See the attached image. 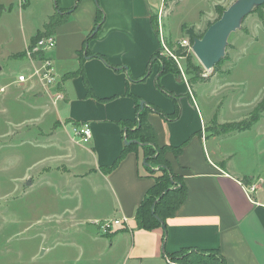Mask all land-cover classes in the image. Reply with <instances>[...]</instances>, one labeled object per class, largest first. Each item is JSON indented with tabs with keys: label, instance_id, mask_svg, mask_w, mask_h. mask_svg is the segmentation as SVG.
Wrapping results in <instances>:
<instances>
[{
	"label": "crops",
	"instance_id": "obj_1",
	"mask_svg": "<svg viewBox=\"0 0 264 264\" xmlns=\"http://www.w3.org/2000/svg\"><path fill=\"white\" fill-rule=\"evenodd\" d=\"M47 4L49 13L35 34L57 14L58 7L71 11L54 31L57 45L49 54L59 83L43 91L38 85H21L13 79L1 89L17 99L24 87L28 98L37 96L28 103V109L56 115L52 124L55 133L47 139L51 144H62L63 155L59 158L65 163L37 172L61 168L65 174L58 188L69 202L75 200V190L83 189L86 210L78 219L90 225L92 240L103 241L93 232L95 229L101 233L97 222L128 218L109 233L111 248L122 253V264H171L165 254L185 248L218 249L226 264H264V159L259 161L264 157V146L258 154L262 156L257 162L258 171L239 166L236 155L222 150L223 138L233 133L212 137L208 133L215 121L225 124L217 113L206 115L199 102L200 96L206 95L204 87L213 79L189 83L181 74L160 76L161 66L153 61L161 45L160 27L163 34L165 31L168 37L171 35L164 20L161 26L162 5L155 14L150 0H57L56 4L55 0H47ZM86 50L91 52L88 57ZM25 67L30 71L28 60ZM81 68L82 75L67 78ZM0 73L3 75L4 70ZM158 82L178 99L181 113L177 118L164 119L151 111L148 121L155 128L159 146L184 145L181 154L167 151L165 155L173 173L182 177L188 194L166 228L146 231L137 229L135 217L155 184L144 150L140 147L129 152L111 172L105 169L113 165L125 147L123 121H136L135 96L165 114L176 112L175 101L159 90ZM82 122L92 127L90 147L76 142L68 128ZM48 181L56 185L52 177L47 176L45 183ZM78 208L64 209L73 215Z\"/></svg>",
	"mask_w": 264,
	"mask_h": 264
},
{
	"label": "rangeland",
	"instance_id": "obj_2",
	"mask_svg": "<svg viewBox=\"0 0 264 264\" xmlns=\"http://www.w3.org/2000/svg\"><path fill=\"white\" fill-rule=\"evenodd\" d=\"M236 1L150 0V3L155 14L162 5L161 26L164 20L171 34L168 37L164 31L166 43L177 49L180 42L187 39L182 31L184 24L187 29L192 28L202 35L210 23L219 18L216 7L227 9ZM48 9L47 0H26L24 3L0 0V72L4 70L3 75L0 73V264H122V253L110 246L112 234L100 235L93 229L103 239L97 243L91 238L90 225L78 219L86 210L83 189L75 190V200L69 202L58 188L65 174L61 168L37 172L46 166L65 163L64 158H59L63 155L62 144L56 141L51 144L50 138L47 139L55 133L52 124L56 115L51 111L43 115L28 109V103L34 102L37 96L28 98L24 87L20 88L17 99L8 90L1 91L2 86L17 79L21 72L29 73L25 67L27 56L18 58L14 55L24 49L35 29L42 28ZM262 18L264 6L256 8L243 21L229 37L225 56L217 69L205 70L193 52L180 59L186 79L190 80L185 64L189 57L191 63L202 67L203 77L211 75L213 79L204 87L206 95L200 96L199 102L206 115L217 113L219 121L225 124L212 123L208 128L210 137L223 135L232 123L242 124L259 118L251 129L223 138L222 145L225 153L236 155L239 166L256 171L262 157L258 155L262 150L260 147L264 146ZM163 53V50L159 51L156 63L161 66L166 62L181 74L178 64ZM68 128L71 136L74 135L73 128ZM152 169L159 171L161 167L153 164ZM47 176L52 177L56 185L49 181L45 183ZM31 180L34 185L26 187V182ZM69 206H79L77 213H65L64 208Z\"/></svg>",
	"mask_w": 264,
	"mask_h": 264
},
{
	"label": "trees",
	"instance_id": "obj_3",
	"mask_svg": "<svg viewBox=\"0 0 264 264\" xmlns=\"http://www.w3.org/2000/svg\"><path fill=\"white\" fill-rule=\"evenodd\" d=\"M57 3V0H55V4ZM264 6V5H263ZM261 6V7H263ZM259 8V7H257ZM256 9V8H255ZM254 9V10H255ZM58 12L56 15H54L48 23L45 25L44 29L42 31L37 32L33 37H31L30 44L27 49H31L40 39H42L45 36L53 35L54 31L56 30L57 26L64 23V21L68 18L71 11L64 12L62 9L57 8ZM216 10L218 12V19L219 20L226 10L224 7L217 6ZM254 12V11H253ZM264 19V18H262ZM216 20V21H217ZM212 23H210L211 25ZM209 25V26H210ZM182 31L185 33L187 38L190 40L191 44H193V41L195 38H202L204 34L199 35L194 32L192 28L187 29L186 25L184 24L182 26ZM91 34L88 37V40L91 38ZM169 45V49L174 53L175 56L179 57H188V48L184 47H177V49H174V46L171 44ZM161 49L158 50V52L155 54L156 60L157 54L159 53ZM87 57L91 55V52L86 50ZM27 53H18L15 54L14 57H26ZM101 60H105L104 57L100 55H96ZM84 57V56H83ZM83 60V59H82ZM221 60L219 64L216 65L215 69H217L220 65ZM190 57L187 59L185 64L187 65V75L189 76V83H195V82H208L211 79V75L209 77H203V69L198 64L191 63ZM152 64V60H151ZM161 65V71L160 76L165 75V73H175L179 74L177 70L170 67L169 64L166 62L162 63ZM152 66V65H151ZM116 69V68H115ZM151 68L149 69L148 74H146L142 80L146 79ZM83 68H81L78 72H73V74H70L67 76V78H74V76H77L79 74H83ZM86 87L88 90V94H91L90 86L88 85V82H86ZM157 86L159 90L170 96L176 104V112L174 114H165L162 110L158 109V107L154 105L147 106L145 104L144 108L141 109V102L142 100L139 99L137 96L134 97V100L136 102V108L138 111V115L136 118V121H123L122 126L124 130V139L125 141L131 142V144H127L125 142V147L123 148L121 155L119 158L113 163L112 166L107 167L105 169V172H111L117 166L122 162V160L126 157V155L129 152L135 151L137 148H142L144 150V156L146 160V164L148 166V170L151 171V174L155 177V184L153 185V188L150 189L144 200L142 201V204L138 207V210L136 212V225L137 229L139 230H146L151 231L155 228L162 227L166 228L167 221L169 218L174 217L176 211L183 205V203L186 201L187 198V187L184 185V182L182 180V177L177 176L173 173V170L171 169V165L168 160H166V153L167 151H173L175 155H179L182 152L183 146L180 147H172V146H159L157 140H156V131L153 125H150L148 121V115L151 111H154L158 114H160L164 119H170V118H177L179 117L181 113V109L179 108V102L178 99L173 95L170 94L161 87L160 83H157ZM264 109V106H262ZM258 117L253 118L247 122H242V124H236L232 123L230 124L227 129H225V132L222 133H242V131H246L251 129L254 125L257 124ZM157 164L161 167L159 171H154L152 169V165ZM160 172V174L158 173ZM121 231V230H120ZM166 259L169 261H177L179 264H226V260H224V257L220 253L218 249L215 250H198V249H190L185 248L181 250L180 252H176L174 254L167 255L165 254ZM171 264L173 262L171 261Z\"/></svg>",
	"mask_w": 264,
	"mask_h": 264
},
{
	"label": "built area",
	"instance_id": "obj_4",
	"mask_svg": "<svg viewBox=\"0 0 264 264\" xmlns=\"http://www.w3.org/2000/svg\"><path fill=\"white\" fill-rule=\"evenodd\" d=\"M26 0H21V3H24ZM160 34V49L164 51L163 54L169 55L172 60L175 61L179 69L181 70V75L185 78L182 65L180 64V59L184 57H177L169 49L168 44L164 34L162 33V28L159 29ZM57 45L56 37L53 35L45 36L40 39L31 49H27V60L30 62V71L28 74H19L17 77V84L28 85L34 84L41 87L43 91H49L51 87L56 86L59 82L53 67V61L49 57V54L55 49ZM180 46L188 48V53L193 52L192 44L190 40L184 39L180 42ZM5 91V89H1ZM73 136L74 140L81 144H88L92 138V127L87 122H82L73 127ZM255 188H251V191H254ZM128 218L123 220H108L105 222H97L99 225L101 233L103 235H108L113 231L117 226L122 225L124 222H128ZM170 262V261H169Z\"/></svg>",
	"mask_w": 264,
	"mask_h": 264
},
{
	"label": "water",
	"instance_id": "obj_5",
	"mask_svg": "<svg viewBox=\"0 0 264 264\" xmlns=\"http://www.w3.org/2000/svg\"><path fill=\"white\" fill-rule=\"evenodd\" d=\"M263 5L264 0H237L224 11L219 20L209 26L202 38L194 39L193 53L205 70L212 71L215 69L225 56L229 37L239 29L255 8ZM144 106L145 103L141 102V109ZM126 143L131 144L128 141ZM31 184L32 181H28L26 187H30Z\"/></svg>",
	"mask_w": 264,
	"mask_h": 264
}]
</instances>
